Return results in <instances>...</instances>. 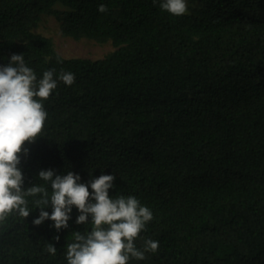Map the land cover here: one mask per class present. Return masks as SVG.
<instances>
[{
  "label": "trees",
  "instance_id": "1",
  "mask_svg": "<svg viewBox=\"0 0 264 264\" xmlns=\"http://www.w3.org/2000/svg\"><path fill=\"white\" fill-rule=\"evenodd\" d=\"M42 14L65 36L115 49L64 57L33 31ZM13 54L38 79L75 75L44 102L43 137L26 143L20 165L25 188L47 187L41 170L82 183L114 175L110 196L150 208L141 237L159 241L130 264H264V0H191L179 17L159 0H0V66ZM38 198H27V218L0 223V264H67L72 233L91 230L75 207L66 229L34 225Z\"/></svg>",
  "mask_w": 264,
  "mask_h": 264
},
{
  "label": "clouds",
  "instance_id": "2",
  "mask_svg": "<svg viewBox=\"0 0 264 264\" xmlns=\"http://www.w3.org/2000/svg\"><path fill=\"white\" fill-rule=\"evenodd\" d=\"M159 6L177 17L188 12L187 0H159ZM98 11L105 13L108 9L101 4ZM59 82L71 86L75 75L61 70L57 76L55 69H49L38 79L23 54H13L6 65L0 66V223L13 214L27 218L32 211L27 198L39 197L33 201L34 208L40 210L34 225L51 220L57 232L66 229L73 207L79 212L76 224L92 225L91 230L72 233L73 242L66 245L67 264L143 261L147 254L159 250V241L141 237L154 219L153 212L135 196H110L114 175L101 174L82 183L79 174L69 171L58 175L48 169L38 174L47 187L39 184L24 187L20 165L22 157L28 155L25 145L43 137L48 118L44 102L50 99ZM49 205L51 214L45 210ZM140 239H143L142 249L136 245ZM46 251L55 256L57 248L48 243Z\"/></svg>",
  "mask_w": 264,
  "mask_h": 264
},
{
  "label": "rangeland",
  "instance_id": "3",
  "mask_svg": "<svg viewBox=\"0 0 264 264\" xmlns=\"http://www.w3.org/2000/svg\"><path fill=\"white\" fill-rule=\"evenodd\" d=\"M191 0H187V6ZM57 8H62L57 5ZM35 33L50 38L55 50L64 57L101 58L115 49L111 40L98 41L89 37L73 38L61 33V21L53 14H42L33 27Z\"/></svg>",
  "mask_w": 264,
  "mask_h": 264
}]
</instances>
